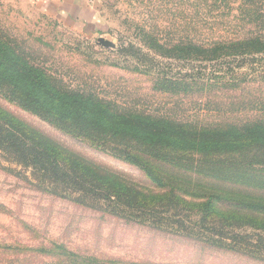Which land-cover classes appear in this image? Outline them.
<instances>
[{
	"label": "rangeland",
	"instance_id": "rangeland-1",
	"mask_svg": "<svg viewBox=\"0 0 264 264\" xmlns=\"http://www.w3.org/2000/svg\"><path fill=\"white\" fill-rule=\"evenodd\" d=\"M50 1L0 0V35L66 85L92 90L122 110L200 127L264 113V55L191 62L161 58L142 44L146 32L164 41L206 43L264 34V0H91L97 29L61 20L58 3ZM100 38L115 48L102 46ZM163 77L215 86L166 94L154 88ZM0 106L65 150L155 190L137 166L63 133L2 95ZM198 183L211 195L231 197L237 190ZM77 196L0 151V264H74L77 257L90 264H264L263 230L246 226L223 238L212 221L200 228L194 213L148 210L141 216L103 199L79 203Z\"/></svg>",
	"mask_w": 264,
	"mask_h": 264
},
{
	"label": "trees",
	"instance_id": "trees-1",
	"mask_svg": "<svg viewBox=\"0 0 264 264\" xmlns=\"http://www.w3.org/2000/svg\"><path fill=\"white\" fill-rule=\"evenodd\" d=\"M143 36L142 44L165 59L208 62L264 55V34L208 43L179 37L164 41L147 32ZM193 81L163 77L155 81L154 88L186 96L197 87L215 86ZM0 95L63 133L86 139L137 166L156 186L150 191L138 188L122 174L65 150L0 106V151L78 195L76 202L103 199L141 216L148 210L158 215L160 211L185 212L187 217L194 213L200 228L212 221L211 228L221 237L246 226L264 231V113L200 127L122 110L92 90L73 88L52 77L1 35ZM203 180L231 185L236 193L223 197L215 191L211 195L198 183ZM221 201L226 204L219 208L225 211L218 208ZM221 244L229 246L223 240ZM82 260L77 257L74 264H90Z\"/></svg>",
	"mask_w": 264,
	"mask_h": 264
},
{
	"label": "crops",
	"instance_id": "crops-1",
	"mask_svg": "<svg viewBox=\"0 0 264 264\" xmlns=\"http://www.w3.org/2000/svg\"><path fill=\"white\" fill-rule=\"evenodd\" d=\"M52 2V3H51ZM59 5V17L61 20H65L68 23L80 22L83 26L94 24L95 28L99 27L97 9H95L91 3V0H52L50 4ZM67 2V3H66ZM48 4V8L52 6ZM91 18H95L94 22L91 23Z\"/></svg>",
	"mask_w": 264,
	"mask_h": 264
},
{
	"label": "water",
	"instance_id": "water-1",
	"mask_svg": "<svg viewBox=\"0 0 264 264\" xmlns=\"http://www.w3.org/2000/svg\"><path fill=\"white\" fill-rule=\"evenodd\" d=\"M99 43L102 46L106 47V48H115V44L114 43H112L111 41H108V40H106L104 38H100L99 39Z\"/></svg>",
	"mask_w": 264,
	"mask_h": 264
}]
</instances>
